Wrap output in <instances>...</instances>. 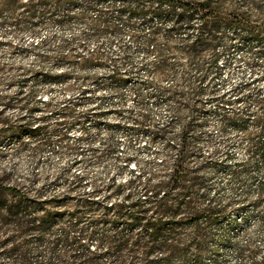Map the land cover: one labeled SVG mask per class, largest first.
<instances>
[{
  "label": "rangeland",
  "instance_id": "rangeland-1",
  "mask_svg": "<svg viewBox=\"0 0 264 264\" xmlns=\"http://www.w3.org/2000/svg\"><path fill=\"white\" fill-rule=\"evenodd\" d=\"M213 2L219 11L212 14L216 20L232 9L252 25L264 16V0ZM110 3L70 1L62 9L70 15L63 23L44 18L21 27L0 25V97L20 93L2 114L11 121L29 114L35 124L44 126L33 136L0 135V175L44 195L62 193L78 177L80 183L67 192L71 197L109 178L123 181L134 172L151 181L166 179L183 148L182 161L190 170L199 169L187 177V185H194L192 199L220 210L218 218L206 225L208 248L202 264H262L264 206L254 202L264 178V160L248 156L250 139L264 136L254 122L255 94L248 89L264 84V78L254 80L264 74L257 45L237 38L233 28L222 24L216 33L218 63L211 68L208 51L193 58L184 52L194 29L165 35L163 29L172 22L157 16L153 3L145 14L131 17L128 9L133 2L125 7ZM203 19L197 13L192 24ZM150 25L160 31L153 41ZM63 41L71 42L72 48L64 50L65 58L57 62ZM123 50L130 56L128 62L122 59ZM160 58L166 63L161 75L154 71ZM114 72L123 80L112 79ZM24 73L29 77L23 79ZM242 82L250 83L242 89L243 97L249 95L245 103L235 101L231 92ZM161 92L166 94L156 98ZM220 95L231 102L218 104L215 97ZM145 127L164 133L152 137ZM253 161L259 162L257 168L250 167ZM55 208L66 212L77 206L66 207L57 200ZM8 263L0 255V264Z\"/></svg>",
  "mask_w": 264,
  "mask_h": 264
},
{
  "label": "trees",
  "instance_id": "trees-1",
  "mask_svg": "<svg viewBox=\"0 0 264 264\" xmlns=\"http://www.w3.org/2000/svg\"><path fill=\"white\" fill-rule=\"evenodd\" d=\"M70 1L73 0H0V25L21 27L42 23L45 19L63 23L70 15L62 13V9ZM129 1L134 3L128 9L130 17L138 12L145 14L146 6H151V3L156 5L153 12L172 22L170 27L163 29L165 35L180 29H194L195 34L183 46L184 52L193 58L202 50L208 51L211 68L218 63L216 44L219 39L216 33L222 24L233 28L237 38L254 41L257 60L264 59V16L258 25H252L244 14L232 9L216 20L212 14H219V11L213 0L195 4L179 0H111L110 5L125 7ZM163 5L167 7L166 11L162 10ZM197 13H201L204 19L194 26L192 19ZM47 14L50 18L44 17ZM145 22L149 24L150 20L145 19ZM150 28L149 40L153 41L160 31L154 26ZM137 34L133 35L135 41L139 39ZM71 46L69 41L59 45L61 53L57 62L63 61V51L69 52ZM40 58L43 60L46 55L42 54ZM122 59L130 60L126 50H123ZM251 63L256 65L257 61L252 60ZM165 64L160 58L154 66L155 73L163 74ZM27 77L25 73L22 75L23 79ZM111 78L123 80L115 72ZM262 78L264 74L254 80ZM249 85L242 82L241 86L231 89L235 101L246 102L249 95L243 97L242 89ZM248 89L255 94L253 100L257 115L254 122L261 132L264 130V84L257 83ZM19 94L0 97L3 103L0 109L2 136L23 133L33 136L44 131V126L35 124L36 120L29 114L15 121L3 116L2 111L14 100L18 101ZM165 94L161 92L155 97ZM215 100L220 105L231 102L224 95L215 97ZM145 130L152 137L164 133L163 129L145 127ZM250 141L248 156L264 160V136L258 134ZM183 154L182 148L176 161H172L166 179L151 181L134 172L123 181L109 178L104 184L90 186L88 190L85 187L71 197L66 196L67 192L74 191V183H80L78 177H74L62 193L44 195L38 190H30L25 182L0 175V255L9 260L8 264H176V261L179 264H202L208 248L206 225L218 218L220 210L192 199L194 185H187V177L197 174L199 169L190 170L182 161ZM258 166V161L250 165L251 168ZM112 196L115 197L113 201ZM57 200H61L63 206L77 208L66 212L53 209ZM254 203L264 206V178L258 183ZM261 263L264 264V253Z\"/></svg>",
  "mask_w": 264,
  "mask_h": 264
}]
</instances>
